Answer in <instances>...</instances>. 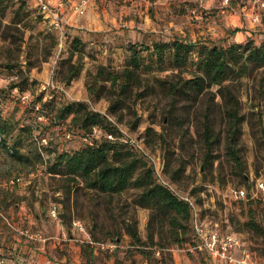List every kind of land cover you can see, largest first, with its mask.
Instances as JSON below:
<instances>
[{"label":"rangeland","instance_id":"rangeland-1","mask_svg":"<svg viewBox=\"0 0 264 264\" xmlns=\"http://www.w3.org/2000/svg\"><path fill=\"white\" fill-rule=\"evenodd\" d=\"M109 1L131 6L130 0H101V6L107 8ZM219 1L222 9L233 13L245 0ZM261 2L264 0H255L251 15L257 25L264 23ZM140 8L132 7L135 22L142 23L146 14V19L159 26L162 40L206 37V24L211 11L216 10L198 0H176L168 9L170 13L160 6L155 16L149 15L150 11L142 13ZM85 16L87 8L77 18ZM74 39L80 41L78 46L73 45ZM98 53L72 27L49 25L31 2L0 0V116L8 121V132L2 135L5 140L0 142V252L7 253L4 243L15 222L30 225L36 213L41 215L43 210L52 215L54 210L51 218L66 227L80 222L94 242L108 246L97 250L99 262L109 253L114 256L112 264H215L204 253L187 249L192 236L190 220L185 244L171 241L167 223L158 231L160 223L150 218V209L138 204L136 188L112 195L81 183L68 189L64 178L48 173L53 150H72L80 145L77 137L65 140L59 126L50 123V115L60 105L83 102L90 110L108 113L120 133L141 141L145 152L161 161L165 177L172 180L176 191L192 197L198 221L215 226L220 233L237 235L264 263V198L260 196L248 205L233 194L235 188L249 191L251 186L254 190L255 180L264 178V68L224 81L220 91L212 86L176 101L167 94L166 83L157 79H184L188 75L149 71L141 76L143 87L133 90L123 106L110 113L107 93L92 95L87 90L96 66L101 64ZM69 62L77 63L79 70L66 83ZM117 64L110 65L120 68ZM21 94L26 95L23 103L18 100ZM229 95L234 97L238 116L234 138L229 131L234 117L226 108ZM34 103L48 120L36 117ZM68 121L63 120L60 127ZM38 126L47 143L38 141ZM205 126L217 139L211 147L204 139ZM16 138L21 139L22 158L9 148ZM230 147L236 151L240 167L233 161ZM38 153L41 158L36 160ZM15 177L20 180L13 182ZM250 217L256 223L254 228L247 225ZM132 224L142 244L126 232Z\"/></svg>","mask_w":264,"mask_h":264},{"label":"trees","instance_id":"trees-1","mask_svg":"<svg viewBox=\"0 0 264 264\" xmlns=\"http://www.w3.org/2000/svg\"><path fill=\"white\" fill-rule=\"evenodd\" d=\"M39 16L42 18L40 14ZM79 44L78 39L73 40L74 46ZM126 50L127 56L120 68H114L110 64H98L92 75L91 83L87 85L89 94L100 95L104 91L107 93L110 113H115L120 109L126 97L133 90L143 87L141 76L149 71H176L188 75L184 79L179 76L157 79L161 84L166 83L167 94L171 96L172 101H176L180 96H191V94L200 93L203 89L212 86H217L220 91L223 89L220 86L224 81L233 77L237 78L254 69L264 68V40L255 43L252 39H248L243 43L229 42L222 45L207 40L192 42L173 37L169 40L153 41L151 46L128 43ZM78 66L77 63H68L66 83L76 76ZM34 104L32 109L36 111V117L43 116L44 120H48L49 117L41 112L39 104ZM47 104H50V101H47ZM235 104L234 97L229 95L226 108L234 117L229 127L232 133L231 138H234V129L238 122ZM36 105H38L37 108ZM50 116V123L59 126L65 140L77 137L80 145L72 150L59 152L53 150L52 162L47 167L49 174L64 178L68 189L73 184L81 183L83 187L93 189L98 193L112 195L128 188H136L138 204L150 209V218L160 223L158 231L162 229L164 223H167L170 228L171 241L186 243L184 236L187 222L190 220L191 229L193 226L192 211L189 205L156 182L147 159L127 143L118 139L121 133L102 113L90 110L83 102H75L54 108V113ZM67 118L69 124L60 127L63 126L62 121ZM7 127V119L0 116V142L2 143L5 140L2 135L8 132ZM93 127H98L101 134L93 135ZM41 130L42 127L38 126V141L45 138V143H47L48 138L45 134H40ZM67 131L72 135L69 139L64 135ZM106 135H111L113 139L107 138ZM84 138H87V141ZM204 139L208 147H211L217 140L212 137L207 126L204 128ZM20 143L21 139L16 138L9 147L18 158H22V153H19ZM230 149L233 161L237 167H240L241 162L236 151L232 147ZM39 157L41 158L38 153L35 159ZM171 178L174 176L171 175ZM169 180L172 182L170 178ZM252 190L250 186L249 191L246 192L249 194ZM256 198L258 197H247L245 200L238 201H246L249 205ZM247 225L252 228L256 226L252 217L248 219ZM126 232L140 243L133 224L127 227ZM192 237L193 232L190 238L191 244ZM150 241L152 242V238Z\"/></svg>","mask_w":264,"mask_h":264},{"label":"crops","instance_id":"crops-1","mask_svg":"<svg viewBox=\"0 0 264 264\" xmlns=\"http://www.w3.org/2000/svg\"><path fill=\"white\" fill-rule=\"evenodd\" d=\"M64 1L66 5L61 12L63 25L72 27L74 32L81 33L83 41L87 40L92 51H99L97 55L99 63L113 65L118 62L117 65L121 66L127 56L126 47L128 43L151 46L153 41L159 39V26L150 18L146 19V14L142 19L143 22L137 24L134 13H131L132 7H143L142 13L150 11L148 14L155 16L160 6H164L168 10L176 0H130L131 6L129 8L115 1H109L107 8H103L101 0H88L87 16L84 18H77L78 15L73 11L72 6L78 0ZM213 3L212 0H204L205 6H213L216 9L211 11L209 22L206 24L208 27V31L205 33L206 37L191 40L184 36H171L166 37L165 40L178 37L192 42L207 40L224 45L223 40L227 43H241L248 39L254 41L257 38H264V23L257 25L251 21L255 0L243 1V5L233 13L222 9L219 6L221 4L219 0L215 4ZM109 51L110 54H108ZM108 56L110 57L108 58ZM42 212L41 215L37 213L34 215V221L30 222L31 226L24 223L22 219L23 223L15 222L11 226L10 236L6 238L4 243L7 253L2 254L0 252V258L7 264L113 263L114 256L109 255V253H106V257L99 262L97 260L99 254H97L96 249L87 243L86 236L73 225L66 227L55 218H51L52 213L49 215L43 210ZM26 228L30 231L39 232L48 239L45 242L30 239L21 233V230ZM103 252L100 255H103ZM254 253L257 256L255 251ZM213 261L215 264H223L219 260Z\"/></svg>","mask_w":264,"mask_h":264},{"label":"built area","instance_id":"built-area-1","mask_svg":"<svg viewBox=\"0 0 264 264\" xmlns=\"http://www.w3.org/2000/svg\"><path fill=\"white\" fill-rule=\"evenodd\" d=\"M31 2L35 8L38 10L39 14L42 18L48 22L49 25L60 27L63 25V19L61 17V12L63 11L66 3L64 0H26ZM199 3L204 2V0H198ZM227 0H224L223 3L226 4ZM88 4V0H78L73 6V11L77 15H83L86 10ZM260 7H264V2L260 3ZM195 10V9H194ZM196 11V10H195ZM18 100L20 102H24L26 100V95H19ZM38 105H36V108ZM107 120L115 126L118 130H120L116 125H114L113 121L110 119L108 113H102ZM38 119H43V116L38 117ZM120 132V131H119ZM93 135L101 134V130L98 127L92 128ZM65 138H70L72 135L70 132H66ZM107 138L113 139L111 135H106ZM118 139L124 143H127L130 147H132L135 151H137L140 155H142L152 167L153 175L157 183L161 186L165 187L169 191H171L177 198L186 202L193 215V226H192V244L187 246L189 251L201 252L207 255L209 258L213 260H219L223 264H264L259 261L254 251L237 235L232 233H220L215 226H208L197 219V214L195 211V206L193 203V199L189 195H183L176 191L173 187L172 182L165 177L163 172V165L159 159H154L142 147V142L138 139H132L127 137L124 133L121 132ZM87 141V138H84ZM45 143L46 139H42ZM20 180V177H15L13 182H17ZM233 194L236 199L242 200L254 197H262L264 198V178L256 179L254 184V190H252L249 194L243 188H235L233 190ZM54 215V210H52ZM73 226L82 234L86 236V241L89 245L97 250L108 248L103 243L94 242L88 233L86 232L84 226L80 222H74ZM21 233L26 235L30 239H38L40 241L45 242L48 238L41 235L39 232L30 231L29 229L21 230ZM113 246V245H109ZM0 264H7L3 259L0 258Z\"/></svg>","mask_w":264,"mask_h":264}]
</instances>
